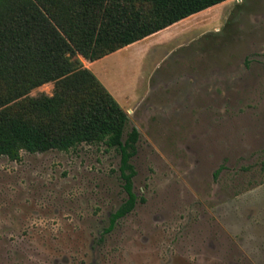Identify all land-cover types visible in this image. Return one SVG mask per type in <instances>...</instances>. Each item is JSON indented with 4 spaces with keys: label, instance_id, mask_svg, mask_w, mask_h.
Segmentation results:
<instances>
[{
    "label": "rangeland",
    "instance_id": "374dc122",
    "mask_svg": "<svg viewBox=\"0 0 264 264\" xmlns=\"http://www.w3.org/2000/svg\"><path fill=\"white\" fill-rule=\"evenodd\" d=\"M183 28L155 38L158 56L178 40L165 87L144 92L150 41L92 68L129 118L123 140L139 132L134 210L105 233L126 199L116 149L0 157V264H264V0Z\"/></svg>",
    "mask_w": 264,
    "mask_h": 264
},
{
    "label": "trees",
    "instance_id": "16d2710c",
    "mask_svg": "<svg viewBox=\"0 0 264 264\" xmlns=\"http://www.w3.org/2000/svg\"><path fill=\"white\" fill-rule=\"evenodd\" d=\"M228 0H0V157L102 145L120 154L126 201L105 233L131 213L139 140L124 109L85 68ZM53 84L51 95L30 93ZM143 201V200H141Z\"/></svg>",
    "mask_w": 264,
    "mask_h": 264
},
{
    "label": "crops",
    "instance_id": "0c3cea01",
    "mask_svg": "<svg viewBox=\"0 0 264 264\" xmlns=\"http://www.w3.org/2000/svg\"><path fill=\"white\" fill-rule=\"evenodd\" d=\"M192 17V16H191ZM190 18V17H189ZM189 18H186V19H184V20H182V21H180V22H178V23H176V24H174V25H172V26H170V27H168V28H166V29H164V30H162V31H159V32H157V33H155V34H153V35H151V36H149V37H147V38H145V39H143V40H141V41H144V42H146V41H150V43L148 44V46L147 47H143L142 48V50L143 49H145V51L143 50L142 51V53L144 54V55H146V58L148 59V57L150 56L149 54L151 53V54H153V55H151L150 57H153V58H155V63H154V66L152 67V69H151V71H150V73L147 75V76H142V82H143V85L145 86V90H144V92H150L151 90L153 91V89L155 90L156 88H152V87H158V89H159V87H165V86H167V85H169L170 84V82H163V80L164 79H162L163 77H166V76H171V75H173V76H177V74H175L174 73V67L173 66H175V67H177L178 66V64H177V62L176 61H174V60H176V59H179L180 60V56H177L174 60H172V59H170V60H168L169 62H167L168 64H166V60H167V58L168 57H170V55L173 53V52H175L176 50L175 49H178V47H176V46H173V45H175V44H177L178 43V40H177V38H176V41L170 46V48L168 49V51L167 52H165V54L164 55H159L158 56V50L157 49H154V47H159L160 46V41H157V39H156V41H155V38L156 37H158V36H160V35H162V34H165V36H168V35H170V34H172V36L171 37H174L176 34H178V33H180V32H182L183 33V31H185L184 30V28H183V24L185 23V21H187V19H189ZM167 33V34H166ZM175 37H177V36H175ZM163 40V39H162ZM173 40H175V38H173V39H170L169 40V42H172ZM141 41H139V42H141ZM136 43H138V42H136ZM135 44V43H134ZM133 45V44H132ZM162 45H164V44H162ZM133 47V46H132ZM131 48V45H129V46H127V47H125V48H123V49H121V50H119V51H117V52H115V53H113V54H111V55H117V54H120V53H122V52H124V51H127V50H129ZM154 49V50H153ZM148 50L150 51V50H153V51H150V52H148ZM111 55H108V56H106V57H104V58H102V59H100V60H98V61H95V62H87V61H85V60H83V62H82V60H81V62H82V64H83V66L85 67V68H87V69H89L94 75H95V77L100 81V78H98V76L99 75H97L94 71H93V67L95 66V65H98V64H101V63H103L106 59H108L109 57H111ZM144 57V56H143ZM149 57V58H150ZM171 60H172V62H171ZM166 64V66H163V65H165ZM165 67V68H164ZM163 68V69H162ZM164 69H166V70H164ZM98 71L97 72H101L100 70L101 69H99V67H98V69H97ZM160 71V73L159 74H155V79H154V82H153V80H149V81H147L146 83H145V80H146V78L148 79V78H150V76H154V75H152L151 73H153V72H156V71ZM101 83V82H100ZM102 84V83H101ZM106 89H107V91L114 97V95L109 91V89L104 85V84H102ZM115 100H116V98H114Z\"/></svg>",
    "mask_w": 264,
    "mask_h": 264
},
{
    "label": "flooded vegetation",
    "instance_id": "af4514ba",
    "mask_svg": "<svg viewBox=\"0 0 264 264\" xmlns=\"http://www.w3.org/2000/svg\"><path fill=\"white\" fill-rule=\"evenodd\" d=\"M135 129H136V128H135ZM137 131H138V130H137ZM138 133H139V132H138ZM122 184H123V183H122ZM122 189H123V185H122ZM123 191H124V190H123ZM133 193H134V191H133ZM125 194H126V193H125ZM134 194H135V193H134ZM135 195H136V194H135ZM136 197H137V196H136ZM126 199H127V195H126ZM126 199H125V201H126ZM137 199H138V198H137ZM125 201H124V202H125ZM140 201H141V200H140ZM124 202H123V203H124ZM123 203H122V204H123ZM122 204H121V205H122ZM121 205H120V206H121ZM136 205H137V203H136ZM136 205H135V207H136ZM120 206H119V207H120ZM119 207H118V209H119ZM135 207H134V208H135ZM118 209H117V210H118ZM117 210H116V211H117ZM133 210H134V209H133ZM116 211H115V212H116ZM115 212H114V213H115ZM114 213H113V214H114ZM113 214H112V215H113ZM129 214H130V213H129ZM129 214H127V215H129ZM112 215H111V216H112ZM127 215H126V216H127ZM111 216H110V218H111ZM126 216H124V217L118 219V220L115 222V227H116L117 223H118L121 219L125 218ZM110 218H109V221H110ZM108 226H109V225H108ZM115 227H114V228H115ZM107 228H108V227H107ZM113 230H114V229H113ZM113 230H112V231H113ZM112 231H111V232H112Z\"/></svg>",
    "mask_w": 264,
    "mask_h": 264
}]
</instances>
